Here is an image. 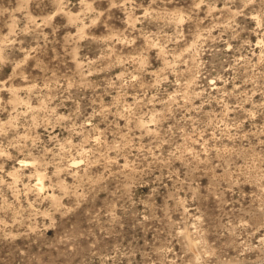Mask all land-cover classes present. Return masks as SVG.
I'll list each match as a JSON object with an SVG mask.
<instances>
[{
	"label": "rangeland",
	"instance_id": "rangeland-1",
	"mask_svg": "<svg viewBox=\"0 0 264 264\" xmlns=\"http://www.w3.org/2000/svg\"><path fill=\"white\" fill-rule=\"evenodd\" d=\"M0 264H264V0H0Z\"/></svg>",
	"mask_w": 264,
	"mask_h": 264
}]
</instances>
